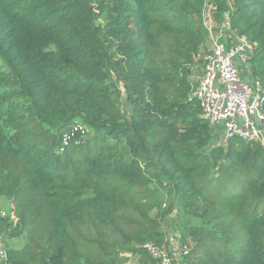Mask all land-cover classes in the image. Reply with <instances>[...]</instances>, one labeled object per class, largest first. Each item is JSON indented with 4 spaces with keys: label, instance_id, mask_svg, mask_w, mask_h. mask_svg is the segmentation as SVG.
<instances>
[{
    "label": "trees",
    "instance_id": "trees-1",
    "mask_svg": "<svg viewBox=\"0 0 264 264\" xmlns=\"http://www.w3.org/2000/svg\"><path fill=\"white\" fill-rule=\"evenodd\" d=\"M205 1L0 0V264H159L173 210V264H264V151L188 98ZM210 1L264 85V0Z\"/></svg>",
    "mask_w": 264,
    "mask_h": 264
},
{
    "label": "built area",
    "instance_id": "built-area-1",
    "mask_svg": "<svg viewBox=\"0 0 264 264\" xmlns=\"http://www.w3.org/2000/svg\"><path fill=\"white\" fill-rule=\"evenodd\" d=\"M216 11L217 4L206 0L201 17L210 45L197 57L202 58L201 74L188 98L198 103L202 116L217 128L218 143L240 138L257 143L264 151V85L252 75L249 61L254 45L231 28L227 12L221 21H216ZM84 131L81 124H73L62 134V146ZM147 247L159 264H172L165 246L149 243ZM4 256V244L0 242V260Z\"/></svg>",
    "mask_w": 264,
    "mask_h": 264
},
{
    "label": "rangeland",
    "instance_id": "rangeland-1",
    "mask_svg": "<svg viewBox=\"0 0 264 264\" xmlns=\"http://www.w3.org/2000/svg\"><path fill=\"white\" fill-rule=\"evenodd\" d=\"M210 45V42L208 41V39H206L205 42V46L208 48ZM198 59V58H196ZM201 67H202V62H198L195 65H193L190 70H191V74L189 76L190 80L192 82H196L197 77L201 74ZM125 108L127 109V106L125 105V103H123V107L122 110L124 111ZM212 128V127H211ZM216 129V132H215ZM212 128V130L214 131V140L211 141L212 144H218V130L217 128ZM163 194H166L165 190L163 189ZM168 196H166V199L164 198L165 202H167ZM165 204H163L164 206ZM9 208L13 207V204L9 203L8 205ZM4 212H6L4 210ZM175 215H176V210H173L171 213H169L166 217H164V219L161 222L162 227L164 228V230L167 232V236H168V249L170 250V257L172 259V264L173 261L176 260V258H178L179 256V236H180V232L177 229V223L175 221ZM13 224L16 223V219L13 220ZM171 238V239H170ZM8 243H10L11 247H19L24 243V240L22 237H11L8 239ZM128 257V261L127 264H136V259L132 258L130 256ZM1 262V261H0ZM176 264V263H175Z\"/></svg>",
    "mask_w": 264,
    "mask_h": 264
},
{
    "label": "water",
    "instance_id": "water-1",
    "mask_svg": "<svg viewBox=\"0 0 264 264\" xmlns=\"http://www.w3.org/2000/svg\"><path fill=\"white\" fill-rule=\"evenodd\" d=\"M121 99H123V96L121 97Z\"/></svg>",
    "mask_w": 264,
    "mask_h": 264
},
{
    "label": "clouds",
    "instance_id": "clouds-1",
    "mask_svg": "<svg viewBox=\"0 0 264 264\" xmlns=\"http://www.w3.org/2000/svg\"><path fill=\"white\" fill-rule=\"evenodd\" d=\"M70 129V128H69Z\"/></svg>",
    "mask_w": 264,
    "mask_h": 264
}]
</instances>
